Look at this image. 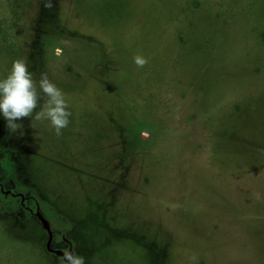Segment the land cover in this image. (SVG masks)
Segmentation results:
<instances>
[{"label":"rangeland","instance_id":"374dc122","mask_svg":"<svg viewBox=\"0 0 264 264\" xmlns=\"http://www.w3.org/2000/svg\"><path fill=\"white\" fill-rule=\"evenodd\" d=\"M20 58L71 116L0 115V264H62L31 196L86 264H264V0H0Z\"/></svg>","mask_w":264,"mask_h":264},{"label":"clouds","instance_id":"9594fccd","mask_svg":"<svg viewBox=\"0 0 264 264\" xmlns=\"http://www.w3.org/2000/svg\"><path fill=\"white\" fill-rule=\"evenodd\" d=\"M44 7L52 8L53 0H42ZM137 67L143 68L147 59L141 55L133 57ZM41 101H43L41 103ZM63 92L41 73L39 80L29 71L26 58L16 59L8 75L0 80V115L7 121V128L15 132L22 127L16 121L33 117L35 120H47L56 135L69 124L71 112ZM39 108V111H36ZM62 264H86L85 258L73 252L65 251Z\"/></svg>","mask_w":264,"mask_h":264},{"label":"flooded vegetation","instance_id":"af4514ba","mask_svg":"<svg viewBox=\"0 0 264 264\" xmlns=\"http://www.w3.org/2000/svg\"><path fill=\"white\" fill-rule=\"evenodd\" d=\"M0 189H2V184H1V183H0ZM4 192L7 193L8 195L19 197L20 200H21V204L19 205V207H20L22 210H23L24 208L28 210L27 205H25V203H24V199H25V197L23 196V194L18 193V192H15L13 189L6 190V191H4ZM26 198H28V197H26ZM31 199H32V201H34V203H35V205H36L35 209H36V216H37L38 214H40V213H39L40 210H42V209L44 210L43 207H45V206H44V205H43V206L40 205V204H41V201H40V199H39L38 197L31 196ZM5 205H12V204L9 203V202H7V201H5L4 199H1V198H0V211H3V210L5 209ZM51 211H52V210H51ZM57 216H58V215H57ZM58 218H60V216H58ZM48 222H49V225H48V227H45V229H46V231H47V234H48L49 238L51 239V238L54 237V239H56V240L60 239V240H62V241H65V243H67V247H66L65 249H59V250H58V249H55V250H53V249H51V248L49 247V245H47V244H49V243H47V244H46L47 251H48L49 253H51V254L54 253V255H63L65 251H69V249L72 248V247H71V242H70L69 240H67V239L64 237V233H63V232H62V233H58L56 230H54V228L56 229V227H58L57 224H55V223H54L53 221H51V220H48ZM49 226H51V229H49ZM52 228H53V229H52ZM49 232H50V234H49ZM59 253H60V254H59ZM73 253H74V252H73ZM58 258H59V256H58Z\"/></svg>","mask_w":264,"mask_h":264},{"label":"water","instance_id":"95a60500","mask_svg":"<svg viewBox=\"0 0 264 264\" xmlns=\"http://www.w3.org/2000/svg\"><path fill=\"white\" fill-rule=\"evenodd\" d=\"M37 217H38V219L41 221V223H42V225H43L44 227H48L49 222H48V221H47V220H46L41 214H38ZM49 234H50V232H49ZM69 251H70V252H73L72 248H70Z\"/></svg>","mask_w":264,"mask_h":264},{"label":"crops","instance_id":"0c3cea01","mask_svg":"<svg viewBox=\"0 0 264 264\" xmlns=\"http://www.w3.org/2000/svg\"><path fill=\"white\" fill-rule=\"evenodd\" d=\"M72 247V246H71Z\"/></svg>","mask_w":264,"mask_h":264}]
</instances>
